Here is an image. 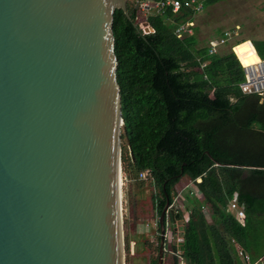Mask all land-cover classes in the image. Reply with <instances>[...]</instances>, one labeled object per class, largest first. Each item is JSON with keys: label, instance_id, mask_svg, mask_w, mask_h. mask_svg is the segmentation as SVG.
<instances>
[{"label": "water", "instance_id": "water-1", "mask_svg": "<svg viewBox=\"0 0 264 264\" xmlns=\"http://www.w3.org/2000/svg\"><path fill=\"white\" fill-rule=\"evenodd\" d=\"M128 2L0 0V264L125 262L113 23Z\"/></svg>", "mask_w": 264, "mask_h": 264}, {"label": "trees", "instance_id": "trees-1", "mask_svg": "<svg viewBox=\"0 0 264 264\" xmlns=\"http://www.w3.org/2000/svg\"><path fill=\"white\" fill-rule=\"evenodd\" d=\"M219 1L204 0V9ZM128 13L116 9L113 23L128 135L124 171L134 179L149 170L155 188L165 184L169 193L188 176L199 191L185 194L189 218L182 217L172 264H245L239 249L253 262L264 256V96L242 92L240 57L255 58L254 45L264 60V39L252 45L237 39L227 51L210 54L197 26L193 34H175L181 22L197 20L192 9L169 8L143 23L135 5ZM235 194L244 223L228 207ZM154 203L160 212L165 199L156 194Z\"/></svg>", "mask_w": 264, "mask_h": 264}, {"label": "rangeland", "instance_id": "rangeland-1", "mask_svg": "<svg viewBox=\"0 0 264 264\" xmlns=\"http://www.w3.org/2000/svg\"><path fill=\"white\" fill-rule=\"evenodd\" d=\"M136 0H129L128 5L134 6ZM146 16L139 14L138 21L143 23ZM197 34L200 45H208V41L217 38L220 31L237 28V39H247L248 42L264 39V0H221L205 8L197 15ZM150 29V25H147ZM234 40V41H235ZM220 48L222 52L230 49L233 42ZM250 42V43H251ZM251 43V45H252ZM263 45V42L261 43ZM264 46V45H263ZM122 158L127 161L128 142L122 138ZM125 166V165H124ZM122 221L124 235V264H156L159 253L160 232L158 217L154 205V195L158 192L151 179L128 178L122 162ZM181 191V196L175 197V206L189 218L188 203L185 198L187 192L195 189V184L188 176H183L173 188ZM208 209L205 213L208 214ZM179 229L172 234V224L169 225V235L165 238L163 264H172V246L182 235Z\"/></svg>", "mask_w": 264, "mask_h": 264}, {"label": "built area", "instance_id": "built-area-1", "mask_svg": "<svg viewBox=\"0 0 264 264\" xmlns=\"http://www.w3.org/2000/svg\"><path fill=\"white\" fill-rule=\"evenodd\" d=\"M135 6L138 8L139 14L146 17L151 14L165 13L169 8H171L174 13L180 12L181 9H192L194 11V14L197 15L204 9V0H136ZM196 26V18H188L177 25V27L175 28V34L179 38L186 34H193L195 32ZM144 27L146 32L151 31V27L150 29H148L146 23L144 24ZM235 35H237V28L228 29L224 31L223 35H221L220 37L210 39L208 44L209 53H217L220 47L234 41L236 39ZM244 68L245 79L239 84L242 92L257 93L261 96H264V60L260 59V61L253 66ZM139 177L144 179H151L152 176L151 172L149 170H146L141 172ZM193 191H195L194 193L196 196H199L198 190ZM179 196H181V192L178 194V197ZM173 205L175 206V203ZM178 207H180V205ZM228 207L233 212L234 216L240 222L244 223L245 210L244 206L239 203L237 194H235L232 200H230ZM183 216L185 219H188L185 214H183ZM239 254L246 262V264H264V259L262 257L254 262H251L249 255L242 250H239Z\"/></svg>", "mask_w": 264, "mask_h": 264}, {"label": "flooded vegetation", "instance_id": "flooded-vegetation-1", "mask_svg": "<svg viewBox=\"0 0 264 264\" xmlns=\"http://www.w3.org/2000/svg\"><path fill=\"white\" fill-rule=\"evenodd\" d=\"M139 179L142 180L144 178H140L139 177ZM156 194H159V198L165 199V204H166L167 195H168L169 200H170V198L173 196V190H171L170 193H169V191L167 190L166 185L164 184L163 188H162V191H158ZM153 202H154V200H153ZM173 204H174V202H172V203L170 202V206L168 207V209L166 211V214H165L166 237L169 235V231H170L169 230V225L172 224V227H173L172 234L176 233L177 230L179 229V223H182V221H183L182 217H184L183 214H182L183 211L181 210V208L180 207H175ZM154 205L156 207L157 213L159 214V217H158V225H159V218H160L161 212H162L164 207L159 212L158 207H157V203H154ZM160 237H161V231H160Z\"/></svg>", "mask_w": 264, "mask_h": 264}, {"label": "bare ground", "instance_id": "bare-ground-1", "mask_svg": "<svg viewBox=\"0 0 264 264\" xmlns=\"http://www.w3.org/2000/svg\"><path fill=\"white\" fill-rule=\"evenodd\" d=\"M252 48H253V52L255 53V58H253V59H248V60H243L240 56V59H241V62H242V64H243V66L244 67H250V66H253L254 64H256V63H258L259 61H260V58H259V56L257 55V53H256V51H255V49H254V47H253V45H252Z\"/></svg>", "mask_w": 264, "mask_h": 264}, {"label": "crops", "instance_id": "crops-1", "mask_svg": "<svg viewBox=\"0 0 264 264\" xmlns=\"http://www.w3.org/2000/svg\"><path fill=\"white\" fill-rule=\"evenodd\" d=\"M252 44H253V43H252ZM253 46H254V45H253ZM255 50H256V49H255ZM256 52H257V51H256ZM257 55H258V54H257ZM259 58H260V57H259ZM260 59H261V58H260ZM239 250H240V249H239ZM249 257H250V256H249ZM261 257L264 259V256H261ZM259 258H260V257H259ZM259 258H258V259H259ZM258 259H256V260H258ZM256 260H254V261H256ZM250 261H251V259H250ZM254 261H253V262H254ZM244 262H245V261H244ZM251 262H252V261H251ZM245 264H246V262H245Z\"/></svg>", "mask_w": 264, "mask_h": 264}]
</instances>
